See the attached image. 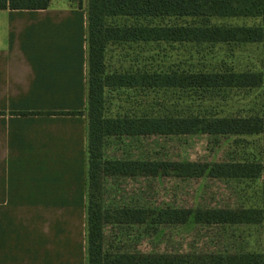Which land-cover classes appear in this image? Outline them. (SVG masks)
I'll use <instances>...</instances> for the list:
<instances>
[{
  "label": "trees",
  "instance_id": "16d2710c",
  "mask_svg": "<svg viewBox=\"0 0 264 264\" xmlns=\"http://www.w3.org/2000/svg\"><path fill=\"white\" fill-rule=\"evenodd\" d=\"M82 6L83 0H73ZM52 0H0V10H45ZM117 19H131L119 25ZM175 22H170V21ZM226 20L252 21L232 25ZM88 170L91 187L99 188L102 170L115 175L145 174L180 179H224L260 181L258 204L239 209L166 208L152 211L151 218L139 209L124 210L131 222L158 225H264V0H88ZM242 44L260 46L258 70L197 72H106L109 45ZM107 89H159L195 92L251 93L260 91V100L243 114L202 115L158 112L109 117L105 111ZM80 115L82 112L52 113ZM209 135L238 138L259 137L258 154L222 163L115 160L103 161L102 147L108 137ZM105 217L90 203L86 222L87 264H264V253L212 254L192 261L189 256L106 253L103 226Z\"/></svg>",
  "mask_w": 264,
  "mask_h": 264
},
{
  "label": "rangeland",
  "instance_id": "374dc122",
  "mask_svg": "<svg viewBox=\"0 0 264 264\" xmlns=\"http://www.w3.org/2000/svg\"><path fill=\"white\" fill-rule=\"evenodd\" d=\"M71 5L78 2L69 1ZM88 6V0L82 1ZM175 22V21H170ZM226 24H252V21L226 20ZM116 24H131V19H117ZM261 47L242 44L197 45L135 44L109 45L106 54V72H197L225 70H258ZM260 100V91L246 93L195 92L151 89H107L105 111L109 117L158 112L168 108L193 114H243ZM259 137L182 135L108 137L102 147L103 161L155 160L222 163L240 160L258 154ZM99 188L91 187L89 170L85 187L86 198L80 207L71 200L74 213L25 216L38 221L69 226L70 235L83 241L90 203H95L105 217L103 226L106 253L142 255L189 256L192 261L212 254H240L259 252L250 250L257 241L264 247V226L223 225H158L138 224L123 217L124 210L139 209L151 218L152 211L166 208L239 209L258 204L260 181L220 180L211 178L180 179L145 174L115 175L102 170ZM79 207V209H78ZM260 236V237H259ZM263 241V242H262ZM87 264V263H86Z\"/></svg>",
  "mask_w": 264,
  "mask_h": 264
},
{
  "label": "crops",
  "instance_id": "0c3cea01",
  "mask_svg": "<svg viewBox=\"0 0 264 264\" xmlns=\"http://www.w3.org/2000/svg\"><path fill=\"white\" fill-rule=\"evenodd\" d=\"M69 1L0 10V264L87 263L85 233L80 244L69 226L25 221L86 198L87 8ZM65 112L83 114H52Z\"/></svg>",
  "mask_w": 264,
  "mask_h": 264
}]
</instances>
